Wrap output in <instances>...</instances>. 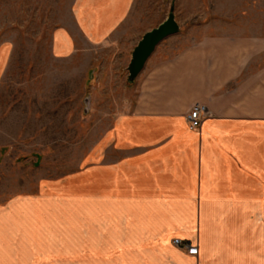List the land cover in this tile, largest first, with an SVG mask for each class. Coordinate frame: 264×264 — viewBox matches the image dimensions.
<instances>
[{"label": "crops", "instance_id": "obj_1", "mask_svg": "<svg viewBox=\"0 0 264 264\" xmlns=\"http://www.w3.org/2000/svg\"><path fill=\"white\" fill-rule=\"evenodd\" d=\"M134 2L76 0L70 26L51 35V57L120 46ZM263 50L247 38L205 37L148 58L131 105L105 132L104 176L84 187L74 177L47 182L0 209V264H264L252 248L264 186L257 196L245 189L264 179ZM7 58L0 48V78ZM195 105L206 116L191 130ZM65 196L90 199L89 247L68 244L60 226L25 222V206Z\"/></svg>", "mask_w": 264, "mask_h": 264}, {"label": "rangeland", "instance_id": "obj_2", "mask_svg": "<svg viewBox=\"0 0 264 264\" xmlns=\"http://www.w3.org/2000/svg\"><path fill=\"white\" fill-rule=\"evenodd\" d=\"M75 1L0 0V48L8 51L0 78V209L38 195L47 182L74 177L84 187L90 177L104 176L105 132L135 96L136 78L129 77L133 49L169 14L178 32L149 58L205 37L247 38L264 48V0H135L120 46L57 61L50 54L51 35L70 26ZM257 63L264 64V50ZM258 181L247 183L246 191L257 196L264 179ZM90 208L89 198L48 199L25 206V222L60 226L68 244L89 247ZM258 217L252 248L263 259L257 240L264 243V221Z\"/></svg>", "mask_w": 264, "mask_h": 264}, {"label": "water", "instance_id": "obj_3", "mask_svg": "<svg viewBox=\"0 0 264 264\" xmlns=\"http://www.w3.org/2000/svg\"><path fill=\"white\" fill-rule=\"evenodd\" d=\"M178 25L172 14L156 28L146 32L138 41L131 54L129 77L135 79L142 71L146 61L151 56L157 45L164 39L176 34Z\"/></svg>", "mask_w": 264, "mask_h": 264}, {"label": "built area", "instance_id": "obj_4", "mask_svg": "<svg viewBox=\"0 0 264 264\" xmlns=\"http://www.w3.org/2000/svg\"><path fill=\"white\" fill-rule=\"evenodd\" d=\"M206 112L203 106L195 105L186 115L188 127L191 130L198 129L202 120L205 118ZM172 244L180 249H184L187 254L197 257L198 249L196 246L189 244L188 242L181 241L179 239H173Z\"/></svg>", "mask_w": 264, "mask_h": 264}]
</instances>
